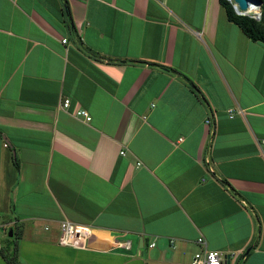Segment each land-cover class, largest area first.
Returning <instances> with one entry per match:
<instances>
[{
  "label": "crops",
  "instance_id": "obj_1",
  "mask_svg": "<svg viewBox=\"0 0 264 264\" xmlns=\"http://www.w3.org/2000/svg\"><path fill=\"white\" fill-rule=\"evenodd\" d=\"M0 215L50 264H264V44L219 0H0Z\"/></svg>",
  "mask_w": 264,
  "mask_h": 264
},
{
  "label": "built area",
  "instance_id": "obj_2",
  "mask_svg": "<svg viewBox=\"0 0 264 264\" xmlns=\"http://www.w3.org/2000/svg\"><path fill=\"white\" fill-rule=\"evenodd\" d=\"M159 2L163 0H158ZM232 6L234 7L235 12L240 15L241 12L238 9L237 4L234 0H228ZM260 13V12H259ZM242 16V15H240ZM252 18L257 21L261 20L259 14H250ZM63 43L66 44L67 40L64 39ZM71 107V100L65 99L62 105L64 110H68ZM234 111H229L230 116L233 118ZM244 114V113H243ZM76 117L83 119L86 123H90L92 121V116L86 110H79L76 112ZM210 124V121L207 122ZM121 155H125V152H122ZM60 229V237H59V244L64 247H72L78 250H88L92 247L95 239L96 234L95 231L89 226L83 225H75L68 220L62 221L59 225ZM46 230H49L47 227ZM199 244H202L206 247V243L203 239L198 240ZM115 245L119 248L129 250L131 248V242L129 241H117ZM155 244H152L150 247H154ZM238 255L236 253L225 254L218 251H209L207 248L204 251L197 253L191 264H226L228 262H235L237 260Z\"/></svg>",
  "mask_w": 264,
  "mask_h": 264
},
{
  "label": "rangeland",
  "instance_id": "obj_3",
  "mask_svg": "<svg viewBox=\"0 0 264 264\" xmlns=\"http://www.w3.org/2000/svg\"><path fill=\"white\" fill-rule=\"evenodd\" d=\"M10 220H14V219L8 216L0 215V251L4 252L6 258L11 259V261L13 260L15 264H50L51 262L53 263L52 260L53 254L47 258L39 257V260L34 261L35 255L39 254L38 251L40 250L42 251L45 247L49 246L48 244L45 243V241H41V243H37L33 240L21 239L18 238L19 236L16 233L14 237L10 238L9 232L10 230H13V226L9 225L8 223L10 222ZM47 227L49 228V230L46 231H50L51 228L49 226ZM43 235H48V233L43 232ZM29 237L32 238L31 235ZM39 238L44 239V236L41 235ZM58 243H59V239H58ZM16 246L18 250L17 257H15L17 251ZM56 246L59 247L57 244ZM62 247L65 248L64 246ZM66 248L75 249L72 247H66ZM53 250L57 251L58 248ZM0 264H8L2 254H0Z\"/></svg>",
  "mask_w": 264,
  "mask_h": 264
},
{
  "label": "trees",
  "instance_id": "obj_4",
  "mask_svg": "<svg viewBox=\"0 0 264 264\" xmlns=\"http://www.w3.org/2000/svg\"><path fill=\"white\" fill-rule=\"evenodd\" d=\"M222 7L226 10L227 16L229 21L239 26L244 34L252 41L254 42H260L264 44V0L262 1V17L260 21L255 20L251 16H240L238 15L232 4L228 0H219ZM71 17V15L69 14ZM13 234L15 235V232L13 231ZM20 238V237H18ZM17 250V246H16ZM18 250L16 251L17 257ZM0 254H2L7 261L8 264H15L13 260L7 259L4 252L0 251Z\"/></svg>",
  "mask_w": 264,
  "mask_h": 264
},
{
  "label": "water",
  "instance_id": "obj_5",
  "mask_svg": "<svg viewBox=\"0 0 264 264\" xmlns=\"http://www.w3.org/2000/svg\"><path fill=\"white\" fill-rule=\"evenodd\" d=\"M234 2L237 4L238 9L240 10L242 16H247L249 13H246L252 6H258L260 8V17H262L261 7H262V1L261 0H234ZM9 237H14L13 230H10ZM250 251H248L246 254H248Z\"/></svg>",
  "mask_w": 264,
  "mask_h": 264
},
{
  "label": "bare ground",
  "instance_id": "obj_6",
  "mask_svg": "<svg viewBox=\"0 0 264 264\" xmlns=\"http://www.w3.org/2000/svg\"><path fill=\"white\" fill-rule=\"evenodd\" d=\"M260 8L258 6H252L246 13L259 14Z\"/></svg>",
  "mask_w": 264,
  "mask_h": 264
},
{
  "label": "clouds",
  "instance_id": "obj_7",
  "mask_svg": "<svg viewBox=\"0 0 264 264\" xmlns=\"http://www.w3.org/2000/svg\"><path fill=\"white\" fill-rule=\"evenodd\" d=\"M262 12V11H261ZM247 16H249V15H247Z\"/></svg>",
  "mask_w": 264,
  "mask_h": 264
}]
</instances>
